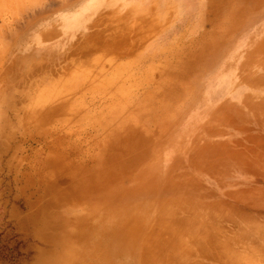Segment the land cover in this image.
<instances>
[{
    "label": "rangeland",
    "instance_id": "rangeland-1",
    "mask_svg": "<svg viewBox=\"0 0 264 264\" xmlns=\"http://www.w3.org/2000/svg\"><path fill=\"white\" fill-rule=\"evenodd\" d=\"M0 1V264H264V0H202L203 15L192 0ZM77 3L83 12L69 15L85 28L63 32ZM152 64L160 70L148 78ZM120 66L124 78L109 87L131 93L113 105L117 96L95 83ZM46 85L63 92L49 107L33 102ZM168 87L161 114L153 92ZM142 106L148 149L131 164L107 114ZM160 116L170 123L164 131L153 121ZM152 142L164 143V157L145 200L158 158ZM109 166L117 173L108 191L126 211L119 215L93 182ZM127 190L136 199L129 207L116 194ZM182 199L204 216L176 221L148 254L159 203ZM137 221L136 235L115 243L108 231Z\"/></svg>",
    "mask_w": 264,
    "mask_h": 264
},
{
    "label": "bare ground",
    "instance_id": "bare-ground-1",
    "mask_svg": "<svg viewBox=\"0 0 264 264\" xmlns=\"http://www.w3.org/2000/svg\"><path fill=\"white\" fill-rule=\"evenodd\" d=\"M12 1V0H11ZM10 1V2H11ZM18 1V0H17ZM7 2V5L9 4L8 1H5V3ZM202 0H192L191 4L192 6L194 7L195 6V10L197 12H199L200 14L203 15V12H202V7H203V4L201 3ZM1 3V1H0ZM80 3H77L74 7H72V11L71 13H66V15H63V24H61V27L63 28V32H69V31H74V30H79V29H83L85 28L83 23L84 21L82 20V16L78 17L79 15L76 16V18H71L70 15H75L77 13H82V9L81 11L79 9H77V5H79ZM13 5H14V2H13ZM9 6V5H8ZM12 6V4H11ZM90 7L93 6V3H90L89 4ZM1 8V7H0ZM253 8L250 7V10ZM10 9V7H9ZM15 9V8H14ZM12 8V10H14ZM11 11V10H10ZM84 11H87L88 13V9L86 7V9H84ZM91 11V10H90ZM2 12V10H1ZM220 12V11H219ZM262 14H264V11H260ZM70 14V15H69ZM1 19V18H0ZM72 37H74V33L71 34ZM70 35V37H71ZM5 39V38H4ZM7 40V39H6ZM88 42V40H87ZM3 46L4 45H7L5 44L4 42L2 43ZM1 46V45H0ZM6 47V46H4ZM1 48V47H0ZM1 51V50H0ZM3 54V53H1ZM122 66V65H121ZM121 66L119 68H115L117 69V73L114 71L113 75L109 78V82L107 81H102L100 82V78L98 79V81L95 83L97 86H95V89L97 90H105V89H110L111 93H113L114 95L117 96V98L115 99V101L113 102V105H119L120 103L122 102H125L126 100H128L127 96L129 95L130 96V90L128 88H125L126 90H120L119 93H116L115 91H113L109 85H116V83L121 79H123L124 77L122 78H119V71L121 69ZM160 66L158 65H151L150 68L148 69V72H145L146 76L148 78H152L154 76V72H157V70L159 71ZM163 67V65L161 66ZM220 67H222L220 65ZM223 68V67H222ZM122 74H126V72L124 71H127V68L125 69H122L121 70ZM132 76V75H131ZM106 77V75H104L103 77L101 78H104ZM127 77V74L125 75V78ZM222 78V77H221ZM126 80V79H124ZM187 80V79H186ZM188 81V80H187ZM226 81V80H225ZM44 82V81H43ZM184 82V81H183ZM182 83V82H181ZM58 84V83H57ZM209 83H202V84H199V85H196L192 91H191V100H194L196 97H200V95L202 94V92L206 89L209 88ZM181 86V85H180ZM184 86V84H183ZM69 88V87H68ZM113 88V87H112ZM213 88L209 89V90H212ZM44 94L42 91H38V95L35 97V99H33V102L34 101H37V102H45L47 103V106L49 107V103H51L52 101H55L57 99L60 100V97L62 95V93H56L54 92V87L51 86V85H46V88L44 89ZM154 94H157L158 93V98L157 100H159L161 103H160V107H161V114L163 113V111L166 109V107L170 104L171 102V98H172V92L171 90L169 89V87L166 89L165 93L161 92V91H158V89L153 92ZM161 98V100H160ZM180 100V99H179ZM179 102V101H178ZM141 105L143 104L140 103ZM46 106V107H47ZM54 108H52V110L50 111L51 113L53 112ZM148 109H146L144 106L142 107H139V109H134L128 113H121L120 110L118 111H111L108 115V122H107V131L110 133V134H121L123 133L125 135V138L127 140V147H128V150H129V157H130V162L131 164H133V162L136 160L137 156L140 155L141 151H147L148 149V140H147V136L149 137L150 135H148V124L150 123V121H147L145 122L143 119H142V115H144L143 112H140V111H145L147 112ZM120 111V112H119ZM188 111V110H187ZM48 112V113H50ZM48 113H43V114H39L37 115L36 117L41 120L43 122V115L44 114H48ZM184 113V112H183ZM128 116H131L132 118L130 120H128ZM160 116L159 118H154L153 121H155L156 125H158L159 127L162 128V125H163V131L167 129V127L169 126L168 121L166 120V116ZM126 119V120H125ZM125 120V122H124ZM38 122V120H37ZM179 126H180V123H178ZM178 127V126H177ZM171 130V129H170ZM177 131V130H176ZM175 131V132H176ZM174 132V131H173ZM159 133V132H158ZM168 134V133H167ZM160 135V134H159ZM163 135V133H162ZM178 135V134H177ZM166 136V135H165ZM173 137V136H172ZM142 138L143 141H139L138 139ZM171 138V137H170ZM169 138V139H170ZM147 140V141H146ZM117 142H121L122 139L120 140H116ZM153 143V142H152ZM163 143V142H162ZM162 143L160 144H150V148L151 149H156L157 150V153H158V158L156 159L155 163L153 165H155V169L154 171H152V169H150L147 174L145 175V178L147 179L149 174L150 177L148 178L150 180V182H148V186H143V193H144V196H145V200L146 198L147 199H150V196L152 195H146L147 193H153V190L152 189H155L157 187V184H154L153 183V180L156 178V173L158 172V163L161 162L162 158L164 157L163 156V153H164V146H162ZM164 144V143H163ZM108 145H106L105 147H107ZM110 148H111V145H110ZM109 148V149H110ZM114 148V147H113ZM172 150V146H171V149ZM108 151V150H107ZM111 152H112V148H111ZM115 153V152H114ZM173 154V153H172ZM107 155V154H106ZM150 157V156H149ZM172 157V156H171ZM106 158V157H105ZM108 158V157H107ZM106 158V160H107ZM148 159V158H147ZM172 163V162H171ZM111 165H113V162H111ZM206 168V167H205ZM101 170V169H100ZM99 170V171H100ZM104 171V170H103ZM101 173L100 176L97 177L96 180H94L93 182L95 183H99V187L105 192V194L107 195L106 197L108 198V203H107V207L109 209L110 212L112 211H117L118 215L122 212H126L124 210H121V209H124L123 206H120V205H116V202L114 203L112 201V198L113 197L111 195V192L108 191V189L110 188V182L113 180V176L115 175V173H117V171H114V168H112L111 166H109V168H107V172H103ZM151 172V173H150ZM140 175V174H139ZM144 176V175H143ZM144 180V178H143ZM142 180V181H143ZM141 181V183H142ZM140 183V184H141ZM156 183V182H155ZM139 185V184H138ZM83 186V185H82ZM133 186V185H132ZM93 188V187H92ZM122 188V187H121ZM100 189V190H101ZM79 190V188H78ZM123 190V189H122ZM121 190V191H122ZM68 191V190H67ZM121 191H117L116 194H119L120 195H123L125 200H126V203L128 204L130 201L133 202V201H136L135 199V195L133 193V191H130V190H127V195L125 197V193L123 194ZM74 192V190L72 191ZM96 192V191H95ZM92 191V198H91V195L90 193L88 192V190H82L81 194L83 196L84 199H93L95 200L94 198H97L98 196L96 195V193ZM103 193V192H101ZM158 194V193H157ZM176 194V193H175ZM154 195V194H153ZM177 198H183L184 196L181 195V194H176ZM77 195H75L76 197ZM115 196V195H114ZM137 196H138V193H137ZM158 196V195H157ZM174 196V195H173ZM172 196V197H173ZM168 197V196H167ZM169 198V197H168ZM180 200V199H179ZM183 200V199H182ZM105 203V202H104ZM166 201L162 200L160 203H159V213H158V216H157V221L158 223L155 225L156 227L152 229V232L150 233V235L147 237V246H149L150 250H148V254H150L151 252H154V251H159V249L161 248V246L163 245V240L165 238V236L168 234L171 235L173 232H174V223L176 221H184V222H187V223H190V221H196L198 218L202 219V217L204 216L203 214H201L200 212H195L196 211V207H195V203L188 200L187 201H176V202H171V204H165ZM198 203H196V206H197ZM91 205V204H90ZM139 205V204H138ZM127 207H129V204L127 205ZM141 210V209H140ZM138 210V211H140ZM188 210H193L194 212V217L192 219H187V218H184L183 215L186 214V211ZM136 211V210H135ZM142 211V210H141ZM138 216V215H137ZM86 217V216H85ZM144 218V216H142ZM142 217H140V220L143 219ZM136 220L138 219L135 218ZM143 221V220H142ZM79 225H80V222H78ZM128 224V223H127ZM78 225V226H79ZM139 227H140V223L137 221L133 226L131 227H127L126 229H124L122 232H118L116 233L117 231H114L112 229V231H108L111 235L115 236V243H119V241H125L127 242V237H132L134 234L136 235V233L138 232L139 230ZM145 236V235H144ZM122 238V240H121ZM143 239V238H142ZM136 246V245H135ZM70 247V245L68 246ZM72 249V248H71ZM102 251V250H101ZM110 252V251H109ZM146 262H147V254H146ZM147 264V263H146Z\"/></svg>",
    "mask_w": 264,
    "mask_h": 264
}]
</instances>
